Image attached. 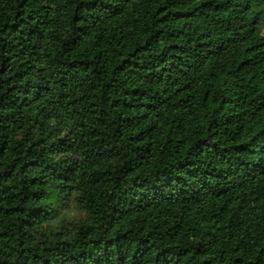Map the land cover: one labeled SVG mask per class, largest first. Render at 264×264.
<instances>
[{
  "label": "trees",
  "instance_id": "16d2710c",
  "mask_svg": "<svg viewBox=\"0 0 264 264\" xmlns=\"http://www.w3.org/2000/svg\"><path fill=\"white\" fill-rule=\"evenodd\" d=\"M0 264H264V0H0Z\"/></svg>",
  "mask_w": 264,
  "mask_h": 264
},
{
  "label": "clouds",
  "instance_id": "9594fccd",
  "mask_svg": "<svg viewBox=\"0 0 264 264\" xmlns=\"http://www.w3.org/2000/svg\"><path fill=\"white\" fill-rule=\"evenodd\" d=\"M87 216V211L81 208L76 202L75 198H73L70 200L68 206L60 211V214L57 216L56 220L52 221L51 223L56 225H59L60 223H64L65 225L69 223H80L86 221Z\"/></svg>",
  "mask_w": 264,
  "mask_h": 264
}]
</instances>
